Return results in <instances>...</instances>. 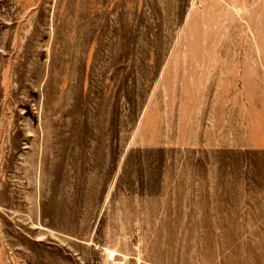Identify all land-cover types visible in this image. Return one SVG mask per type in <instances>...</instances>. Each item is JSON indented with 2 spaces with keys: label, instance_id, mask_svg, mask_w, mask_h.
Instances as JSON below:
<instances>
[{
  "label": "rangeland",
  "instance_id": "374dc122",
  "mask_svg": "<svg viewBox=\"0 0 264 264\" xmlns=\"http://www.w3.org/2000/svg\"><path fill=\"white\" fill-rule=\"evenodd\" d=\"M0 264H264V0H0Z\"/></svg>",
  "mask_w": 264,
  "mask_h": 264
}]
</instances>
